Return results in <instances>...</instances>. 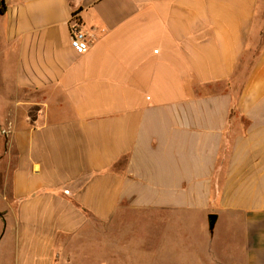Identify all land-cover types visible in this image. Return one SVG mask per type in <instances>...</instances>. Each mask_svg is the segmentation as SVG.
Listing matches in <instances>:
<instances>
[{
    "label": "crops",
    "instance_id": "0c3cea01",
    "mask_svg": "<svg viewBox=\"0 0 264 264\" xmlns=\"http://www.w3.org/2000/svg\"><path fill=\"white\" fill-rule=\"evenodd\" d=\"M4 1L0 264H264V0Z\"/></svg>",
    "mask_w": 264,
    "mask_h": 264
},
{
    "label": "built area",
    "instance_id": "2783aa9c",
    "mask_svg": "<svg viewBox=\"0 0 264 264\" xmlns=\"http://www.w3.org/2000/svg\"><path fill=\"white\" fill-rule=\"evenodd\" d=\"M70 42L71 46L77 54H84L90 47V39L82 30L76 15L70 22ZM2 135H7V131L2 130Z\"/></svg>",
    "mask_w": 264,
    "mask_h": 264
},
{
    "label": "trees",
    "instance_id": "16d2710c",
    "mask_svg": "<svg viewBox=\"0 0 264 264\" xmlns=\"http://www.w3.org/2000/svg\"><path fill=\"white\" fill-rule=\"evenodd\" d=\"M7 10V5L4 0H0V13L4 14Z\"/></svg>",
    "mask_w": 264,
    "mask_h": 264
},
{
    "label": "rangeland",
    "instance_id": "374dc122",
    "mask_svg": "<svg viewBox=\"0 0 264 264\" xmlns=\"http://www.w3.org/2000/svg\"><path fill=\"white\" fill-rule=\"evenodd\" d=\"M6 181V174H5V176L4 175H2V173H0V186L3 184V182H5ZM137 262H139V261H137Z\"/></svg>",
    "mask_w": 264,
    "mask_h": 264
},
{
    "label": "water",
    "instance_id": "95a60500",
    "mask_svg": "<svg viewBox=\"0 0 264 264\" xmlns=\"http://www.w3.org/2000/svg\"><path fill=\"white\" fill-rule=\"evenodd\" d=\"M215 217L214 216H211V219H214Z\"/></svg>",
    "mask_w": 264,
    "mask_h": 264
}]
</instances>
